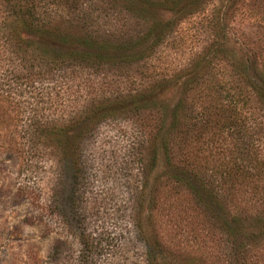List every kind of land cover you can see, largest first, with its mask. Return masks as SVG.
I'll return each instance as SVG.
<instances>
[{"label":"rangeland","instance_id":"1","mask_svg":"<svg viewBox=\"0 0 264 264\" xmlns=\"http://www.w3.org/2000/svg\"><path fill=\"white\" fill-rule=\"evenodd\" d=\"M40 1L0 0V264H227L230 243L177 179L189 174L219 189L235 147L229 134L217 145L208 139L228 121L248 129L257 139L250 155L264 160V106L232 110L225 97L250 87L227 53L244 66L249 61L248 78L251 62L264 78V0H200L197 7L182 0L186 8L171 19L168 39L146 61L98 69L78 62L59 72L40 55L64 53L68 45L53 31L47 39L35 31L28 36L12 10L29 4L37 20ZM125 1L93 0L86 31L141 37L152 21L170 17L158 6L140 15ZM61 28L82 52L76 38L84 28ZM219 43L226 46L213 80L186 88V116L171 130L170 109L188 70L198 58H211ZM172 77L154 101L136 100ZM241 201L229 202L228 210L250 231L264 199L260 208ZM154 240L163 254L150 249ZM258 248L264 264V244Z\"/></svg>","mask_w":264,"mask_h":264},{"label":"trees","instance_id":"2","mask_svg":"<svg viewBox=\"0 0 264 264\" xmlns=\"http://www.w3.org/2000/svg\"><path fill=\"white\" fill-rule=\"evenodd\" d=\"M81 1V2H80ZM93 0H41L39 9L40 14L38 21L33 17V6L26 5L23 7L12 5L13 13L20 17L19 24L27 28L25 33L29 36L31 31L36 33L40 32L43 39L49 38L50 32H56L59 37V41L62 44H67V49L64 53L48 55L45 51L40 55V61H48L52 67L49 70L52 72H59L64 65H75V63L81 62L94 69H98L105 62L112 64L135 63L140 61H146L151 54L168 39L171 31V25L173 26V18L183 11L186 6H180L182 0H126L129 4V8L143 15V12L148 10L151 12L157 6L161 10H165L170 15L169 18L159 19L152 21L147 25L146 32L141 37L132 36H118L112 37V34L100 35L96 31H86V27L92 25L91 21L93 16V7L95 4ZM191 1V2H190ZM200 0H189V5L192 7L199 6ZM75 4V9H73ZM191 4V5H190ZM157 7V8H158ZM23 8V10H22ZM134 12V11H133ZM139 16V15H138ZM140 18V17H139ZM172 19V20H171ZM146 21V20H145ZM39 22V23H38ZM57 22H59L57 24ZM39 26V27H38ZM65 26L68 30L73 27H82L85 31L81 35H78L76 40H79L84 44L83 51L78 52L71 38L73 36L66 33ZM49 27L51 31L47 28ZM216 28V35H220L219 31L222 29L219 25L214 26ZM109 33V31H107ZM63 35V36H62ZM16 36V35H15ZM18 37V35H17ZM223 38V35L221 36ZM18 39H22L18 37ZM150 39V40H149ZM109 40V41H108ZM149 40V41H148ZM112 41L113 43H109ZM150 42L149 44L147 43ZM45 43V42H44ZM144 43L146 44L143 45ZM45 46V44H44ZM225 43H219L218 47L213 50V54L207 59L204 57L198 58L191 65L189 76L182 84L181 96L177 98V101L172 105L170 109L171 122L170 129L173 130L180 126V121L185 118V90L189 86L199 84L202 80L211 82L213 80L212 70L215 66L216 58H219L223 54L221 49L225 48ZM115 51L124 52L122 55L114 54ZM231 59V66L236 70V75L242 82H249V91L247 89H241L237 94L225 93L229 103V108L234 110L239 104L247 106L248 104L255 103L264 106V78L254 68H252L253 62L250 63V67L253 70V77L248 78L245 70L249 67V61L245 60L246 66L242 65L243 60H236L234 55L227 53ZM51 59V60H50ZM223 59L226 57L223 56ZM214 61V62H212ZM176 77H172L164 84H154L148 87L147 91L144 90V94L136 99L139 103L147 100V102L154 101L156 91L164 87L166 84L172 82ZM209 88L215 86L214 82L207 83ZM160 90V89H159ZM215 90H213L214 94ZM216 94H224L216 92ZM219 97H214L216 100ZM143 104V103H142ZM138 106V105H136ZM97 112L96 110H94ZM84 121V120H83ZM244 126H241L236 121H228L227 123L220 124L215 131L212 132L208 142L212 145H217L218 141L224 139V135L229 134L230 139L235 150L230 152L232 156L231 166L226 173L224 179H221L218 190H209L203 181L197 180V177L189 174H184L181 179H177L182 183L189 191L193 200H198L204 205V211L210 216L211 222H213L214 229L230 243V254L228 255L227 264H259L260 251L259 246L264 244V209L259 210L258 213H254L255 219L253 227L250 231H246V228L240 226L242 217L236 211L231 213L228 209L229 202L233 204L236 200L241 198V202L254 201L260 208L264 199V160L253 159L250 155V148L255 149V142L257 139H252V135L247 131ZM226 132V134H224ZM249 133V134H248ZM223 144V143H222ZM237 145V146H236ZM259 146V145H258ZM229 166L228 163H225ZM232 172V173H230ZM222 176V175H221ZM255 207L258 209V207ZM141 240L145 241L143 233L138 232ZM155 254H163L164 247L161 242L154 240L153 248L150 247ZM164 251V252H163ZM252 252H255L253 255ZM227 255V254H226Z\"/></svg>","mask_w":264,"mask_h":264}]
</instances>
